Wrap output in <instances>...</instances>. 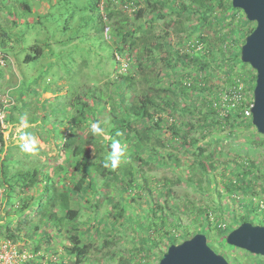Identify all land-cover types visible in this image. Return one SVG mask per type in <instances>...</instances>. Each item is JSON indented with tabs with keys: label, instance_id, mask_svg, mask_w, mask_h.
I'll return each mask as SVG.
<instances>
[{
	"label": "trees",
	"instance_id": "1",
	"mask_svg": "<svg viewBox=\"0 0 264 264\" xmlns=\"http://www.w3.org/2000/svg\"><path fill=\"white\" fill-rule=\"evenodd\" d=\"M9 1L15 2L13 6H9ZM53 1L55 0H0V22L4 21L1 18H6L8 14L10 16L7 20L10 27L0 23V60L2 61L0 65L10 63V58L15 66L18 63H32L41 57L42 46L40 43L32 45L31 41L41 42L47 47L45 43L48 42L47 36L44 37L37 32L34 34L36 28L30 32V29L27 30L28 28L25 27V31L21 32L18 25L21 22L24 25L23 18H36V22H29V25H36L34 27L43 25L41 19L44 20V16L50 17L51 10L60 7L55 4L61 3L62 0H56L53 8L44 14L34 11L35 5L46 2L47 6ZM115 1L100 2L98 0V4L100 3L106 10L101 12V17L99 15L102 32L108 29L110 36L120 39L121 44L119 47L111 46L113 52L109 56L104 54L106 66L110 67L109 63L115 61L118 55L122 58L134 55L137 61L135 67L128 70L129 75H119L113 82L117 89V97L115 94L111 95V92L106 93L105 90H100V85L93 86L85 82L83 83L85 86H80V91L68 92L69 96L66 97L65 105L67 112L64 115L67 117L71 130L64 142V149L68 152V160L65 164L67 169L61 166L52 171L48 167L40 166L37 160H32V163L18 170L22 176L21 180L23 179V182L18 185L21 190L17 196L18 205L12 202V196H10L11 200L8 196L6 216H0V220H6V222L0 225V229L6 230L13 242L20 243L22 242L20 234L23 229H29L38 239L39 235H42L40 239H44L47 227L62 226L63 228L60 229H65L69 234L71 245L67 247L66 252L73 257L74 264H99L98 258L92 257L94 251L92 243L82 242L80 220L83 215L74 203L75 195L85 191V183H87V189L96 194L95 197L103 193L102 202L99 205L92 202V199L86 200L94 211L95 222L105 223V220L99 218L98 211L101 205L106 203L112 206L106 221L110 227L119 220L123 225L133 223L135 228H138L140 245L133 248L129 258L122 257L119 264H149L157 254L156 252H159L161 245H167L169 248L171 245H178L191 239L196 234L209 233L212 213L218 215L220 219L228 217L232 225L225 234L216 222L218 236H228L243 223L264 226V213L260 210V202L264 201V161H259L260 158H258V151L264 150V138L253 126L252 118L245 114V109L254 102L253 92L257 75L251 77V71L255 70L244 64L241 59V48L255 29L249 28L252 23L243 11L233 7L232 0H190L193 14L200 15L194 26L199 32L195 45H203V51L196 54L191 47L173 51V47L166 39L168 34L166 32L165 40H161L169 46L167 53L173 58L167 59V64L169 67L172 66V73L175 75V80L166 86L163 84L160 69L157 68L154 49L151 47L152 36L149 35L150 31H153L152 28H155V21L158 18L167 17L164 13L156 15L158 8L164 7L163 1L147 0V6L141 9L138 7L142 0H120L118 4H115ZM167 2L172 5V13L176 14L179 10L180 15L187 14L186 19H191V13H188L190 7L188 0H167ZM121 6L132 8L133 12L118 10ZM97 8L100 11V6ZM124 13H134L136 22L130 23L128 19L130 17ZM147 14L153 16L149 19L152 26L146 28L142 25L137 26ZM208 14H211L210 19L207 17ZM18 15L23 17L19 18ZM116 16L125 18L120 23L128 30L107 28L105 19L108 21ZM228 18L229 23L225 22ZM177 25H180L177 31L182 33L183 19ZM214 26L218 28V31L213 33V38L209 40L204 30ZM226 28L227 32H225ZM27 32L34 37L26 38ZM74 39L71 37L70 41L73 42ZM27 42H31L30 49L37 53L33 55L28 53L23 58L22 47L27 48ZM155 45L158 47L159 43ZM218 54L221 59L218 58ZM209 60L216 62L217 66L212 67ZM174 63L182 66L183 73L180 76H178L179 66L173 65ZM190 67H195V70L188 71ZM240 67L243 70L249 68L250 71L236 74ZM219 71L224 72L228 77L226 88L229 86L230 90L226 92L227 100L225 101L220 97L225 87L221 89L213 83L214 75H217ZM237 76H240V80ZM10 81L13 82L12 77ZM237 81L239 84L245 81V86H251L248 93L252 91L250 94L252 99L248 100V104L243 102L234 106V99L230 101L238 92ZM11 82L8 85H12ZM8 85L2 86L0 96L2 94L9 96L8 99L12 100L14 105L10 108L4 106L2 102V107L4 106L2 113L11 109L15 111L17 109L15 106L19 107L22 102H26L23 97L26 98L27 95L20 96L21 100L18 101L16 95L11 94L12 87H7ZM56 92L57 97H62L61 91ZM246 92V88L245 90L243 88L241 93L244 96ZM30 103L27 105L30 106ZM99 106L104 107L108 114V139L103 134H93L91 131L92 124L99 125L102 130L106 129L100 122ZM68 112L69 115H67ZM5 119L0 116L1 143H3L2 124L12 122V118ZM62 123L55 120L52 122V128ZM81 127L86 130V134L89 132L88 136H79ZM241 129L243 132L240 134L236 132L242 131ZM196 133L203 134L201 136L203 138L205 135L213 134V140L211 143H205L201 138L194 137ZM114 142H119L122 149L120 162L115 168L108 160ZM225 142L229 145L228 153L230 155L235 153V158H230L229 154L225 156L224 149L221 150L220 145ZM234 143L248 144L250 149L236 150L233 147ZM170 148L171 151H169ZM182 156L187 157L185 161L181 158ZM221 157L225 159L221 160ZM9 158L10 154H7L0 161V165L4 168L3 175L7 167L17 162ZM106 161H108L107 167H105ZM163 165L172 171L173 176H164L160 179L157 174H150V172H157V166ZM222 167L223 170H219V179L213 171ZM71 169L74 170L73 180L67 181L62 174L63 171ZM81 169L84 171L79 177ZM95 173L101 176L103 184H96ZM175 180L177 187L183 185L192 187L201 196V200H194L193 203L181 202L187 214L192 207V213L188 215L201 226L197 232L189 234V225L182 228L184 225L179 218L177 221H171L170 214L159 204L151 206L144 216L138 215L137 219L130 215L131 204L124 194L131 197L132 192L140 190L131 198V202L138 204L139 200L144 199L142 194L152 199L156 190L174 204L179 201L174 192ZM114 186L115 188L120 186V197L112 194V191H116ZM214 194L216 199L212 198ZM224 198L239 204L242 209L241 214H236V210H229L228 204L223 201ZM9 202L14 205L9 207ZM209 203L211 206L207 205ZM259 211L261 217L256 214ZM15 221L19 227L17 232L10 229V224ZM97 229L94 232L95 237L91 236L93 239L101 237ZM106 235L110 237L108 230ZM103 241L111 245L106 237ZM259 262L256 264H260Z\"/></svg>",
	"mask_w": 264,
	"mask_h": 264
},
{
	"label": "rangeland",
	"instance_id": "2",
	"mask_svg": "<svg viewBox=\"0 0 264 264\" xmlns=\"http://www.w3.org/2000/svg\"><path fill=\"white\" fill-rule=\"evenodd\" d=\"M164 7H159L156 15H160L161 13L166 14V18H158L155 21V28L150 31L149 35L152 36L150 39L152 41L151 47L154 49V59L156 65L158 66V70L162 74V81L164 85L170 84L175 80V75H173L172 66L169 67L167 64V59L170 60L173 58L167 50L169 49L168 44H171L173 47V51L175 50H183L185 48H194V53H200L203 51V45H195L196 37L199 32L194 26L197 24L198 18L200 15L193 14V8L189 2V12L191 13L190 18H188L187 14L180 15V11L177 10L176 14L172 13V5L167 2V0H162ZM102 2V0H100ZM12 1H9V6H13ZM56 3V0L53 3L49 2L46 7H43L41 13H45L47 10L53 8V4ZM62 3V1H61ZM61 3L55 4L60 6ZM148 1L142 0L139 9L145 8L147 6ZM1 6V5H0ZM100 6V11L97 8ZM87 7V9H85ZM103 8V9H102ZM100 3L98 4V0H63L62 7L59 9L53 8V14L50 17H45L44 20L50 22L49 26L39 25V27H34L21 22L18 25L19 30L25 29V27L32 29V27L36 28V30L42 32L43 36L48 39L47 47L41 42L31 41L34 44H39L42 46V54L41 57L32 63H18L14 66L12 63V58H10V63H4L5 65H0V89L8 85L11 82V77L13 82L12 85H8L7 87H12L11 94L16 95L18 101H20V96L23 97L24 101L15 111H5L2 113L4 106H8L10 108L13 107L14 102L9 100V96L3 94L0 96V116L3 119L12 118V122L10 124H2L3 132V143L0 142V161L3 160L7 154H10V158L12 160H17L14 164L7 167L4 175V168L0 165V216H6L5 209L7 208V198L12 196V202H15L18 205L17 196L19 192H21L19 188V184L23 182L21 180V174H19L18 170L27 166V164L32 163V160H37L36 162L40 166H45L48 169H52V171L61 168L67 169L66 161L68 160V152L64 149V142L67 139V135L71 132L69 125L67 123V117H65L66 108V97L69 96L70 91L77 90L80 91V86H85L83 83H87L88 85L99 86L100 90H105L106 93L111 92L118 96L117 89L113 85V82L117 80L119 75H129V71L135 67L137 63L134 55H131L127 58H122L119 55L116 57L115 61L110 62V67L106 66V56H109L110 53L113 52L111 46H121L119 40L114 39L108 33V29L105 32H102L101 28V12H105V8L102 7ZM135 9V8H134ZM118 10H126L125 8L120 7ZM128 12H133L132 8L127 9ZM136 10V9H135ZM14 14V13H12ZM127 14L130 18H128L132 22L135 21V14L124 13ZM174 14V15H173ZM100 15V17H99ZM120 15V14H119ZM18 17H23L22 15H18ZM153 16L150 14L146 15L145 18L138 22L137 26L151 27L152 22L149 20ZM155 17V15H154ZM207 17L210 19L211 14H208ZM6 18H10L9 14ZM17 18V17H16ZM4 20L3 18H1ZM125 18L115 17L111 20L105 19V24L108 25L107 28L120 29L123 28L128 30L127 27H123L120 21ZM183 19L184 22V31L178 32L177 29L180 25V20ZM237 21V19H236ZM227 23H229V18L226 19ZM55 26V27H54ZM67 26V29L65 28ZM112 26V27H111ZM256 23H252L249 28H255ZM44 28V30L42 29ZM148 29V28H147ZM151 29V28H149ZM69 31H73L75 33L73 42L70 41V36L68 35ZM218 31L217 27L206 28L204 30L205 36L210 40L213 38V33ZM228 29H225L227 32ZM166 32H168L166 36ZM36 34V33H34ZM159 36V38H158ZM168 40V44L163 42L161 39ZM34 36L30 33H26V38L32 39ZM236 38L239 39V37ZM37 39V38H35ZM41 41V40H39ZM27 42L26 45L28 47L25 49L22 47V55L25 58L26 54H36L37 51L30 49V43ZM156 43H159L158 47H156ZM239 49V48H238ZM219 59H221L220 55H217ZM132 58V59H131ZM131 59V60H130ZM2 63V61L0 60ZM116 62V64H115ZM212 64V67H216L217 63L208 61ZM108 64V63H107ZM115 64V65H114ZM174 63L173 65H176ZM178 67V76H180L183 72L181 70V65L177 64ZM221 65V64H220ZM111 66L113 68H111ZM115 66V67H114ZM116 68V71H114ZM130 69V70H129ZM129 70V71H128ZM195 67H190L188 71H194ZM249 72L250 69L246 68L243 70L241 67L237 69L236 74L240 72ZM256 74V71H251V77ZM213 83L219 88L223 89L224 92L221 93L222 100H227L226 92L230 90L226 85L228 83L225 73L219 71L217 75H214ZM238 80H240V76H237ZM250 77V78H251ZM236 80V79H235ZM245 82V81H244ZM242 82L239 84L237 81L238 87L240 85L243 86L244 90L246 88V95H244V104H248V100L251 101V93H248V89L251 87L250 85L245 86L246 84ZM3 86V87H2ZM104 87V89H103ZM232 89V88H231ZM61 91L62 97H57L58 93L56 91ZM63 91V92H62ZM82 91V89H81ZM1 94V93H0ZM248 98V99H247ZM3 100V101H2ZM2 102L4 106L2 107ZM30 103V106L27 103ZM239 105V104H238ZM99 110L101 113L100 122L106 128L103 130V136L105 138H109L107 135V126H108V114L107 111L104 110V107L99 106ZM20 111V112H19ZM43 118H41V116ZM72 114V113H71ZM69 115V112L68 114ZM12 116V117H11ZM5 119V120H6ZM22 119L27 122V127L22 125ZM63 122L61 125L52 128V122ZM81 135L79 136H88L86 134V130L81 127ZM242 131H236L240 134ZM31 135L35 137L36 147L32 153H25L21 151L20 145L25 141L21 140V136ZM203 135V134H202ZM200 133H196L194 137L201 138L205 143H211L213 140V134L205 135V138L201 137ZM229 145L227 142L222 143L220 145L221 150L225 152V156L228 153ZM234 149L247 151L250 149V146L240 145L239 143H234ZM172 149L170 148L169 151ZM259 161H264V150L258 151ZM246 155V154H245ZM257 157V155H254ZM96 158V157H95ZM183 161L186 160L187 157H181ZM230 158H235V153L230 155ZM225 159V157H221V160ZM97 160V158L95 159ZM156 167V166H155ZM157 172H150L151 175H158V178L162 179L164 176H173L172 171L163 165L161 167H156ZM219 170L222 171V168L218 170H214L213 173L217 174L216 176L220 179ZM48 171V170H47ZM74 170H65L63 171L62 177H65V180H73ZM84 169L80 170L78 174L79 177L82 174ZM67 172V173H65ZM61 176V175H60ZM94 178L96 179V184H103V180L101 176L95 173ZM140 181V180H139ZM176 182V180H175ZM85 191L82 193H77L74 198V203L78 209L82 212L83 217L80 220V235L82 242L92 243L93 245V255L92 257L98 258L99 264H119L122 257L129 258L131 255V251L136 246L140 245V235L137 233L138 228H135V224L133 223H125L122 224L121 221H116L111 227L106 223L108 220V215L112 211V206L110 204L104 203L101 205L99 209L98 216L100 219L105 220V223L95 222L93 219L94 211L91 209V204L87 203V198L92 199V202L97 203L98 205L102 202L103 193L98 197H95V193L93 191H89L87 189V183H85ZM179 186V185H178ZM116 191L109 192L112 193L116 197H120V186L113 187ZM175 194H177L179 201L171 202L170 199L167 200L165 196L156 192L153 193L152 199H148L145 195L142 194L143 200H139L138 204L131 202V198L134 194H137L138 191L132 192L131 197H128V194H124V197H127V201L131 204V208L129 210L130 215L134 216L136 219L139 218L138 215H145L148 212V209L151 206L162 205L164 210L170 214L171 221H177V218L180 219L181 223L184 225L182 228H185L189 225V234H193L197 232V230L201 227L197 222L191 219L189 216L192 213V207H190L188 214L184 212V209L181 206L182 203H193L194 200H201V196L198 191L193 189L192 187H187L186 185L177 187V182L175 183ZM106 194V193H105ZM213 199H216V194L213 195ZM229 198H224L223 201L228 204L229 210H236V214H241V208L239 204L233 203ZM259 199V198H258ZM11 200V198H10ZM218 201V199H217ZM177 203V204H176ZM12 204L9 202V207ZM211 206V204H207ZM264 206V201L260 202V210ZM182 210V212H180ZM256 214L261 217V213L256 212ZM179 216V217H178ZM220 219L218 215L212 213L210 215L211 222V231L207 233L208 244L209 246L219 255L226 257V259L232 263L239 264H256L264 263L263 258L259 256L252 255L248 252L239 250L237 248L231 247L227 244V236H218V231L215 228V225L218 222L219 227L223 229L222 231L226 232L232 228L230 219ZM6 220H0V225H4ZM89 226H92L89 228ZM62 226L56 227H47L46 235L43 237L44 239H40L42 235H39V239L36 238L35 235H32L29 229H23L21 232L22 242L15 243L13 240L9 238V234L6 230L0 229V264H74V259L69 254H67V247L71 245L69 240V234L65 229H60ZM18 223L10 224V229L13 232H17ZM22 229V226H20ZM63 228V227H62ZM98 228V229H97ZM95 229L100 231L101 237L97 239H93L91 236L95 237ZM110 232L109 235H106V231ZM107 238L108 242H111V245H107V241H103V238ZM168 251L167 245H161L159 252L154 255L149 264H159L162 254ZM235 258V259H234Z\"/></svg>",
	"mask_w": 264,
	"mask_h": 264
},
{
	"label": "water",
	"instance_id": "3",
	"mask_svg": "<svg viewBox=\"0 0 264 264\" xmlns=\"http://www.w3.org/2000/svg\"><path fill=\"white\" fill-rule=\"evenodd\" d=\"M232 5L243 11L251 23H256L241 48V59L256 71L251 118L253 126L264 138V0H232ZM227 244L264 258V226L243 223L228 234ZM159 264L231 263L209 246L206 234L199 233L178 245H171Z\"/></svg>",
	"mask_w": 264,
	"mask_h": 264
},
{
	"label": "clouds",
	"instance_id": "4",
	"mask_svg": "<svg viewBox=\"0 0 264 264\" xmlns=\"http://www.w3.org/2000/svg\"><path fill=\"white\" fill-rule=\"evenodd\" d=\"M22 125L24 127H27V122L24 121L22 119ZM91 131L93 134H98V135H102L103 134V130L99 127V125L97 124H92L91 125ZM21 140L25 141L24 143H22L20 145L21 147V151L25 152V153H32L35 150L36 147V140L35 137L31 136V135H24L21 136ZM122 154V149H121V145L119 142H114L112 144V152L108 158V160H110L111 166L113 168L117 167L119 162H120V156ZM108 166V161L105 162V167Z\"/></svg>",
	"mask_w": 264,
	"mask_h": 264
},
{
	"label": "crops",
	"instance_id": "5",
	"mask_svg": "<svg viewBox=\"0 0 264 264\" xmlns=\"http://www.w3.org/2000/svg\"><path fill=\"white\" fill-rule=\"evenodd\" d=\"M58 1V0H57ZM63 1V0H62ZM63 3V2H62ZM62 3H61V5H60V7H56L55 9H59V8H61L62 7ZM36 7L34 8V11L36 10V11H38V13H40V12H42V10H43V7H46V2H43L42 3V5L41 4H39V3H36V5H35ZM85 9H87V7L85 8ZM51 13L53 14V10H51ZM4 19V21L3 22H0V23H4V24H6V25H8L9 27H10V25L9 24H7L8 23V21L7 20H9L10 18H3ZM24 19V24H28V26H32V25H29V22H36L37 21V19L36 18H23ZM41 21H42V23H43V25L45 24V26H49V24H50V22H48L47 20H43V19H41ZM55 27V26H54ZM66 27V29H67V26H65ZM30 28H28L27 30H29ZM35 28H33L32 27V29H30V32H32L33 30H34ZM43 30H44V28H42ZM26 30V31H27ZM24 31H25V29H24ZM35 32H37V33H41L42 34V32H40V31H38V30H35L34 31V33ZM68 35L70 36V38L71 37H74L75 36V33L73 32V31H69L68 32Z\"/></svg>",
	"mask_w": 264,
	"mask_h": 264
},
{
	"label": "built area",
	"instance_id": "6",
	"mask_svg": "<svg viewBox=\"0 0 264 264\" xmlns=\"http://www.w3.org/2000/svg\"><path fill=\"white\" fill-rule=\"evenodd\" d=\"M121 1L120 0H116L115 1V4H118V3H120ZM122 7V6H121ZM101 8H102V6H101ZM122 8H125L126 10L127 9H129L128 7H126V6H123ZM103 9V8H102ZM238 92L237 93H235L234 94V98H231L230 99V101L231 100H233L235 103L233 104L234 106L235 105H238V104H240V103H243V101H244V96H243V94L241 93L242 91H243V86L242 85H240L239 87H238ZM227 96V95H226ZM228 100H229V98H228ZM253 105V104H252ZM252 105H250L248 108H246L245 109V114H246V116L247 117H252V114H251V108H252ZM261 212H263L264 213V206H262V209H261Z\"/></svg>",
	"mask_w": 264,
	"mask_h": 264
}]
</instances>
